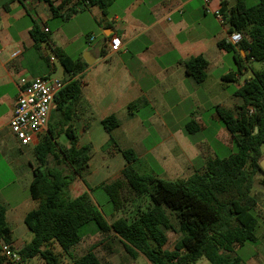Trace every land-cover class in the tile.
<instances>
[{
  "label": "crops",
  "instance_id": "obj_1",
  "mask_svg": "<svg viewBox=\"0 0 264 264\" xmlns=\"http://www.w3.org/2000/svg\"><path fill=\"white\" fill-rule=\"evenodd\" d=\"M226 1L212 0L211 7L228 15ZM53 3L52 6L46 0H13L5 8L8 0H0V205L6 208L13 246L18 250L34 237L25 225V217L39 206V201L31 197L30 184L37 166L34 150L46 136L54 135L59 146L70 148L69 140L61 142L64 135L61 133L70 129L78 139L77 147H92L86 177L102 173L99 162L93 171L94 160L100 153L103 158L117 159L124 164L118 171L119 176L127 162L114 147L104 148L110 135L102 125L105 118L114 115L120 127L111 135L122 150L133 149L138 158L136 163L146 159L154 165L164 162L165 168L163 166L161 171L168 175V166L176 162L179 170L172 174L178 177L185 175L179 174L181 170L184 173V167L193 169L196 162L200 166L193 169V174L204 170L210 158L219 156L218 151L235 153L233 138L217 108L237 114L244 104L235 92L230 95L224 90V77L237 67L233 55L230 57V53L218 47L220 41H227L229 26L222 25L213 13H208L203 0H116L106 13L98 6L77 8L69 19L63 17L71 4L54 13L53 7L57 8L61 0H53ZM246 3L248 5V0ZM34 24L41 32L49 29V45L35 43L31 35ZM114 36L122 42L118 52L109 50ZM74 45H77L76 56L67 52ZM51 48H58L75 60H84V53L90 52L96 61L76 76L67 74L62 67L65 84L72 79L81 81L80 96L67 112H60L55 103L48 125L52 132L47 128L31 145L22 146L12 134L9 123L25 86L56 70ZM18 50L21 54L13 57ZM197 57H204L208 62L207 77L201 84L187 74L186 68V61ZM254 63H245L246 79L252 77ZM241 76L235 82L236 90L245 83L246 79L242 81ZM133 103L138 104V110L134 117H129V106ZM212 109L215 113L207 119ZM192 120L197 123L193 127L194 134L210 132L219 150L204 138L194 140V134L186 130ZM213 122L218 124L217 130L213 129ZM101 127L104 135L102 142L97 143L95 134ZM203 143L207 144L205 152L201 149ZM83 184L85 193L88 184ZM259 201L264 216V194ZM258 238V245L238 246L230 256H239L243 264H264V230ZM98 248L102 250L103 261L130 264V255L114 232L85 237L70 254L63 255L60 264H73L75 252L83 256L92 251L100 258ZM57 251L61 252L59 248ZM35 260L37 264H45L39 258L30 261ZM4 264L14 263L6 261ZM197 264L211 263L201 258Z\"/></svg>",
  "mask_w": 264,
  "mask_h": 264
},
{
  "label": "trees",
  "instance_id": "obj_2",
  "mask_svg": "<svg viewBox=\"0 0 264 264\" xmlns=\"http://www.w3.org/2000/svg\"><path fill=\"white\" fill-rule=\"evenodd\" d=\"M13 0H8V4ZM22 2L23 0H18ZM53 6V0H46ZM116 0H61L54 13L67 5L64 19H69L78 9L98 6L104 13ZM228 8L226 1V24L229 32H238L242 40L234 45L220 41L218 47L233 55L236 70L224 77L225 82H236L247 70L246 62L262 63V68L252 70V77L235 91L244 104L235 114L231 110L217 108L218 115L233 138L236 152L229 157L210 158L202 171H196L187 179L165 180L151 174H140L134 164L138 160L133 149L122 150L111 133L120 127V121L111 115L102 121L110 138L104 148L114 147L121 152L127 165L122 175L111 183L101 184L114 209H125L130 201L147 198L149 206L138 208L133 217L116 216L110 223L95 204L88 192L71 197L70 188L76 178L85 184L91 160L90 145L77 147L76 135L63 131L71 147H61L54 135L46 136L36 147L37 166L30 184V194L39 206L27 214L25 225L33 239L20 250L13 246L12 231L8 226L6 208L0 205V264L9 260L3 255V245H10L20 255L18 264L39 258L45 264H60L64 254L80 244L83 239L96 233H116L128 255L136 259L143 255L151 264H197L206 258L211 264H243L235 248L245 244L258 245L260 212L259 198L253 194L256 178L261 175L264 187V0L249 6L246 0H236ZM50 32H41L33 25L31 35L36 44H50ZM65 72L71 76L82 73L88 64L75 60L58 48H51ZM106 54V51L103 52ZM208 62L204 57L186 61L187 74L198 84L206 80ZM81 81L70 80L56 98L60 112L71 110L81 94ZM138 104L129 106V117H134ZM196 121L188 123L186 130L194 134ZM50 133L51 128L48 127ZM60 153V156L57 155ZM51 159L54 165L51 164ZM68 169V173L66 172ZM87 185V184H86ZM88 191L91 190L87 185ZM177 222V227L173 222ZM168 231L178 233L180 238L174 248L166 250ZM61 252H58L57 249ZM73 264H110L94 252L77 258Z\"/></svg>",
  "mask_w": 264,
  "mask_h": 264
},
{
  "label": "rangeland",
  "instance_id": "obj_3",
  "mask_svg": "<svg viewBox=\"0 0 264 264\" xmlns=\"http://www.w3.org/2000/svg\"><path fill=\"white\" fill-rule=\"evenodd\" d=\"M258 2H259V0H248V5L254 6ZM67 52H68V54H72L73 56H76L75 52H77V45H74L71 48H69ZM230 57H232V54H230ZM51 60L54 62L56 70L50 73V77L63 80L65 78V74L63 72V68H62L59 60L57 59V57L54 54L51 55ZM253 67L256 70H259L262 68V63L256 62V63H254ZM247 77H248V75H242L241 76L242 81H244ZM224 85L226 86V88L224 89L226 93L232 95L236 91V83L235 82H225ZM214 113H215V110L212 109V111L208 112L206 118L208 119L210 117V115L214 114ZM212 127H213V129L216 128V130H217L218 124L213 122ZM99 129H100L99 132H97L95 134V140H96L95 142H97V143L102 142V135H104V129L102 127ZM212 132L214 133L215 131H212ZM192 137L194 138V140L195 139H202V138H204L205 140H209V142H210L209 144H212L213 147H215L216 149L219 150L218 146L216 145L217 142L214 139V135H211L210 132L206 135L200 134V133H195ZM67 140H68V138L66 137V135H62L61 142H64ZM117 144L119 145V143H117ZM203 145L204 146L201 147V149L203 152H205L206 148H207V144L203 143ZM236 151L237 150L235 148L234 152H236ZM218 152H219L220 157H224V156H227L228 154L229 155L231 154V151H228V150L218 151ZM96 156L97 157L95 158L94 163H93V171H95L96 164H97V162H99L102 173H100V174L92 173L89 175V177H84V180L91 188V190L90 191L87 190V192L90 194V196L93 199V201L95 202V204L102 211L105 218L109 221L113 220V218H115L116 216H125L128 218H131L134 216L135 213H137L138 208H141L142 210L147 209V207L149 206V202H148L147 198H143L141 200L130 201L129 203H127L125 209H123L122 211L117 212L114 209L113 204H112L108 194L102 188H99V186L101 184L111 183L114 179L120 177L121 175L118 176V174H119L118 171L120 168H122L124 166V164L118 163L117 159L103 158L101 153L97 154ZM122 159H124V158L122 157ZM263 160H264V158L262 159V162H263ZM147 161L148 160L146 159V160L141 161V162H137V163L135 162V164H134L135 170L138 171L140 174H151V175H155L159 178H162L165 180H171V181L189 178L193 174V169H195L196 166H200V165H198L199 163L196 162V163H194V167H192L193 169H189V167L188 168L184 167V169L182 168L183 170H185L184 173H182L183 171L181 170V172H179V174L181 173V174H185V175H182V176L178 175V177H177V174L173 175L172 173H176V171L179 170V167L177 166L176 162L175 163L171 162V159H170V164L173 163L174 165L171 164L167 168V172L169 171L170 175H168L166 172H164V170L161 171L163 166L165 168L164 162L160 163V164L156 163L154 165L152 163L150 164V162H147ZM108 163H110V166H111L110 168L108 167V165H109ZM51 164L54 165V161L52 159H51ZM181 164H182V162H181ZM263 164H264V162H263ZM66 172L68 173V169H66ZM261 180H262V176L259 175L255 180V184H254V188H253V194L256 195L259 198V200L262 199V196L264 194V187L261 184ZM83 189H85L83 182L81 181V179L76 178V180L74 181V183L72 184V186L70 188L71 197L79 196L80 194L83 193ZM173 222L177 227L178 224H177L175 219H173ZM263 230H264V216H262L260 218V227L258 229L257 235L260 236V234ZM167 234L169 237V242L166 245L165 249L171 250L174 248V245H175L176 241L180 238V235L178 233H174L172 231H168ZM97 252H98L100 258L102 259L101 248H98ZM74 256L80 257V256H82V254L75 252ZM36 262H37L36 260L30 261L26 264H37ZM129 263L130 264H149V262H147V260L144 256H139L136 259H133L130 257ZM16 264H18V263H16Z\"/></svg>",
  "mask_w": 264,
  "mask_h": 264
},
{
  "label": "built area",
  "instance_id": "obj_4",
  "mask_svg": "<svg viewBox=\"0 0 264 264\" xmlns=\"http://www.w3.org/2000/svg\"><path fill=\"white\" fill-rule=\"evenodd\" d=\"M206 11L213 13L222 25L226 26V15L220 10L211 7L212 0H203ZM44 32H49L48 28ZM94 40V37L91 38ZM242 40L238 32L229 33L227 41L234 45ZM122 47L118 36L112 37L110 41V52H118ZM21 51H15L13 57H17ZM64 81L50 76L37 77L33 79L20 92L9 127L22 146H29L46 132L51 113L56 103L59 92L65 87ZM3 255L12 263H19L21 258L16 250L10 245H3Z\"/></svg>",
  "mask_w": 264,
  "mask_h": 264
},
{
  "label": "water",
  "instance_id": "obj_5",
  "mask_svg": "<svg viewBox=\"0 0 264 264\" xmlns=\"http://www.w3.org/2000/svg\"><path fill=\"white\" fill-rule=\"evenodd\" d=\"M235 4H236V0H232L231 4L229 5V8H232L233 6H235ZM84 60L88 65H92L96 61V58H93L90 52H86L84 53ZM263 162L261 163V166L264 169Z\"/></svg>",
  "mask_w": 264,
  "mask_h": 264
}]
</instances>
